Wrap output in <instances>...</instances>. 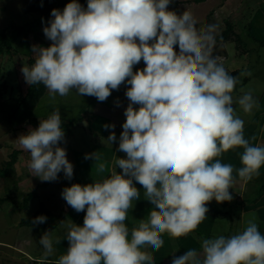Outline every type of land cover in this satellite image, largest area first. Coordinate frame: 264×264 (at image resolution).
Here are the masks:
<instances>
[{
	"label": "clouds",
	"instance_id": "1",
	"mask_svg": "<svg viewBox=\"0 0 264 264\" xmlns=\"http://www.w3.org/2000/svg\"><path fill=\"white\" fill-rule=\"evenodd\" d=\"M170 3L87 0L85 9L71 0L63 11L52 10L54 19L43 29L51 45L33 46L35 63L21 69L26 83L43 84L53 101L75 90L104 102L122 83L130 85L118 146L126 158L115 159L109 177L62 190L67 204L76 212L86 208V215L82 226L64 225L69 246L54 264H154L144 249L159 251L164 234L179 238L196 230L207 219L208 202L231 201L236 176L251 180L264 166V146L245 138V121L233 107L237 103L249 115L258 107L251 93L235 101L232 96L240 77L251 72L229 74L213 55L218 26L198 29L190 11L177 15L168 10ZM141 60L145 67L133 71ZM61 125L57 108L17 138L30 153V171L42 182L57 180L61 171L73 177V164L59 146L65 136ZM116 139L112 132L107 141ZM238 147L241 167L219 159ZM84 158L94 160L97 173L106 171L101 153ZM134 181L153 208L129 229L128 210L140 199ZM46 219L41 215L32 223ZM39 243L44 252L37 264H53L50 231ZM171 264H264V234L250 221L238 234L203 239L200 252L173 256Z\"/></svg>",
	"mask_w": 264,
	"mask_h": 264
},
{
	"label": "crops",
	"instance_id": "2",
	"mask_svg": "<svg viewBox=\"0 0 264 264\" xmlns=\"http://www.w3.org/2000/svg\"><path fill=\"white\" fill-rule=\"evenodd\" d=\"M223 3H229L233 0H222ZM219 46H224L220 45ZM224 48V47H223ZM223 49L218 56L223 55ZM216 54V55H217ZM247 54L243 55L246 56ZM240 70L236 66V62L231 64V68L227 69L229 74ZM257 99L258 107L253 109L252 114L248 115L244 112L236 111L239 117L245 121L244 124V136L249 139L253 146H264V93ZM128 103L113 102L109 104L96 103L92 108L93 110L88 113L83 121L72 127L74 129L79 126L80 130L70 132V136L60 146L66 149L67 159L73 164V177L68 179L65 177L63 171L58 174V178L52 182H42L39 177L34 176L29 169L30 153L23 150L20 146L14 147L13 142L4 143L0 145V170H3L7 162L12 158L13 153L18 151V158L14 165L15 182L18 187V196H24L30 192H34V196L31 200H36L40 207L37 211H43V216H49L53 219L52 226H48L53 240L54 254L49 258L51 262H54L63 254H66L69 246L68 241L65 239L66 228L64 227L69 221L82 226L84 216L86 215V208L82 212H76L67 202L62 198V190L65 187H70L72 184L86 185L99 181L110 176L111 171L115 167L116 158H126V154L118 151L119 137L123 131L122 125L126 120L124 115L125 109ZM138 108L139 105H134ZM236 113V114H237ZM237 114V115H238ZM46 119V118H45ZM24 123L31 124L34 128L39 126V121H25ZM22 123V124H24ZM105 125H114V128L106 129ZM7 127L9 134L11 127ZM10 129V130H9ZM115 132L117 137L116 141L110 144L107 141L108 136ZM76 137V140H75ZM255 137V139H252ZM71 139V140H70ZM72 139L74 141H72ZM72 141V142H70ZM93 152H99L102 154V161L106 162V171L104 173L96 172V165L94 160L85 159V155ZM243 152V148H235L223 153L219 159L223 163L231 164L234 168L241 167L240 156ZM122 170L117 168V172ZM236 174L234 173V176ZM4 179V178H3ZM135 186L140 191V199L133 201V207L128 210V216L125 223L129 229L136 226L140 219H144L149 214L153 205L145 199L143 194V187L134 181ZM12 185V184H11ZM9 185L10 187H12ZM8 186V187H9ZM5 180L2 182V188L8 189ZM233 199L231 201H225L218 203L215 199L206 204L209 209L205 219L196 230L189 233L186 236L179 238H172L168 234H164L162 239L164 241L163 247L156 251L152 248H146L144 251L152 254L154 258V264H171L173 256H182L186 251L195 249L198 252L201 251V241L203 239L216 238L220 235L230 237L231 235L242 232L248 223L255 222L258 225V229L261 234H264V166L259 169V175L254 176L251 180L245 181L238 176L229 189ZM25 197L22 199L24 200ZM22 200V201H23ZM30 200V202H31ZM7 203V202H6ZM9 205L11 203H8ZM28 207L24 210L28 209ZM36 211V212H37ZM21 219L18 221L19 226H22ZM63 221V222H62ZM33 225V224H32ZM32 225H29L30 227ZM47 226V225H44ZM17 226L13 223L6 224L5 231H16ZM46 230V228H45ZM43 234H37V240L41 239ZM60 240V243L56 241ZM3 247L9 248L13 251L30 256L25 248L30 246L28 239L22 241L21 246L16 245V240L12 239L7 243L2 242ZM42 256V255H41ZM32 257L34 260H38L40 257Z\"/></svg>",
	"mask_w": 264,
	"mask_h": 264
},
{
	"label": "rangeland",
	"instance_id": "3",
	"mask_svg": "<svg viewBox=\"0 0 264 264\" xmlns=\"http://www.w3.org/2000/svg\"><path fill=\"white\" fill-rule=\"evenodd\" d=\"M34 1L35 0H0V28L7 29L11 33L13 32L12 26L20 27L27 24L28 26L33 27L34 32L40 34L39 37L44 42L51 45L52 42L46 38L43 32L44 27H46L44 21L39 18L37 13H26V10ZM80 5L85 9L87 8V5ZM263 6L264 0H233L226 4L223 3L222 0H207L202 3H194L193 0H171V3L168 5V10L174 11L177 15H181L184 11H190L197 21L196 27L198 29L204 28L207 25H217L218 33L216 35L225 29L224 20L231 19L234 22L237 33L248 45V54L246 56H238L236 43L230 41L225 43L224 46H219V44L215 43L213 49V52L218 53L223 49V53H225L224 56H218L217 53H214L213 55L221 58L220 62L226 70L230 69L231 64L236 62L237 68L240 69L237 76L243 71L251 72L250 76L240 77L239 84L241 85L239 86L238 91L232 94L234 101L245 93H251L255 98H258L264 93V47L259 46L256 42L250 39L247 35L246 29L248 20L251 19L258 8ZM29 37L30 39L24 43V47L36 60L37 57L32 52V48L33 46H43L36 42L31 35ZM176 51H179L178 46H176ZM26 60L27 58L23 53H19L16 57L11 58L10 60L7 58H0V82L4 80V77L8 82L6 90H1L4 98H9L10 96L16 98L20 91L21 93L26 91L28 83H26L21 72L22 67L27 66ZM144 67L145 64L141 60L139 64L133 67V71L143 69ZM247 77L248 80L243 82ZM129 87L130 85H120L118 90H114V95L117 91L122 89L127 90ZM89 101L90 96H80L75 90L70 91L66 97L57 95L56 99L53 101L49 97L47 91L40 99L39 105L36 107L35 113L37 115L36 117H38L36 119L40 122V120L45 119V117L47 118V116L57 108L60 111L61 120L66 118V120L76 118L81 114L80 106ZM16 106L17 102L15 100L14 102H6L2 106V111L0 112L1 146L4 143L13 142L14 147L18 148L19 144L17 138L20 135L25 134L30 128L35 129L38 127L37 125V127L34 128L31 124L24 123L17 129H11V131H9L10 133L7 134L8 130L6 129L10 126L8 118ZM233 107L238 113L243 112L237 103H234ZM92 110L93 108H91L90 111ZM84 115L88 114L85 112ZM77 129L80 130L79 126L71 129V132H74ZM75 132L73 134L74 136H76ZM70 138L73 137L70 136ZM72 141L74 140L72 139ZM4 180L7 187L11 184L12 187L9 186L8 189L4 190V188H2V182ZM14 184H16L15 176H12V174L3 175L0 172V198L9 197L7 201L0 202V264H37L38 260H34L30 257H39V255H43L44 252L43 247L36 238L37 234H44L46 231H49L48 226H52L53 219H50L49 216H47L45 223L33 224L31 227L26 224L22 226L17 225L18 221L30 218L40 207L36 200H31V202H29V208L26 210L22 209V198L27 195L24 194L23 197L18 196L19 189ZM8 203L11 204L9 205ZM8 223L16 225V231H10L8 234V232L3 229ZM12 239H15L16 245L20 246L22 241L28 239L30 241V246L25 249L30 256H26L17 250L13 251L9 248L3 247L2 242L7 243V241Z\"/></svg>",
	"mask_w": 264,
	"mask_h": 264
},
{
	"label": "trees",
	"instance_id": "4",
	"mask_svg": "<svg viewBox=\"0 0 264 264\" xmlns=\"http://www.w3.org/2000/svg\"><path fill=\"white\" fill-rule=\"evenodd\" d=\"M207 0H193L194 3H202ZM71 0H35L31 6L26 10V13H37L39 18L42 19L47 26H49V21L54 19L52 17L51 12L53 9H57L60 11H63L65 6L70 3ZM79 4L87 5V0H77ZM225 29L221 31L218 35H216V43L223 45L227 42H235L236 48L238 50L237 55L243 56L245 54H248V48L247 43H245L241 36L237 33L235 29V24L231 19L224 20ZM13 32H9L7 29H1L0 28V58H7L10 60L11 58L16 57L19 53H23L27 60L26 64L28 67H31L35 63V59L31 56V53L26 50L24 47V43L30 39V35L33 37V39L38 42L43 47H49L50 44H47L44 42L37 32H34L32 26H28L27 24L24 26H18L14 27L12 26ZM247 35L250 39H252L254 42H256L259 46L264 47V6L258 8L251 19L247 22ZM240 72V70H236L232 72L231 74L233 76H237V73ZM4 80L0 82V112L2 111V106L6 102H14V100L17 102V106L15 107L14 111L8 118L9 125L11 129H17L21 126L22 123L25 121H36L38 117H36V107L39 105L40 99L43 97V95L47 92V89L43 84H34V85H27L26 91L24 93L19 92L16 98L13 96H10L9 98L3 97V92L1 91L6 90L8 87V82L3 78ZM248 80V77L244 79L243 82H246ZM121 85H128L127 83H122ZM241 84H237L235 90L232 94L236 93L238 91V88ZM127 90H120L117 91L114 95V90L111 91V95L106 99L104 102H100L95 98L94 96H90V101L84 105L80 106L81 114L76 117L69 120H62L61 127L64 130L65 136L64 140L60 142L61 146L69 137L71 129L74 125L79 124L81 121L85 119L88 115H84L86 112L87 114L90 112L91 108L96 103H103V104H109L113 102H123L128 103L129 100L126 97L125 93ZM48 117V116H47ZM44 118V117H43ZM46 118V117H45ZM65 121V122H64ZM18 151H15L13 153L12 158L7 162L5 168L3 170H0L1 174L7 175V174H14V165L18 158ZM34 192H30L25 196L23 200V204L21 205L22 209H25L28 207V204L30 200L34 196ZM9 199V197H2L0 198V202H5ZM43 215V211L39 210L35 212L30 218L24 219L21 221V224L24 225H32V221L38 217Z\"/></svg>",
	"mask_w": 264,
	"mask_h": 264
}]
</instances>
